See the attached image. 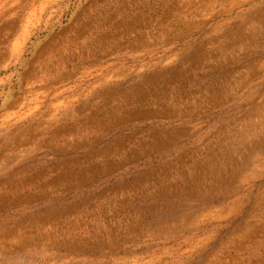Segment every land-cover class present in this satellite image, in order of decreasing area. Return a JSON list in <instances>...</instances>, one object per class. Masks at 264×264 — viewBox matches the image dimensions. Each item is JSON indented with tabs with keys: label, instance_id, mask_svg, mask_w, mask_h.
Segmentation results:
<instances>
[{
	"label": "rangeland",
	"instance_id": "1",
	"mask_svg": "<svg viewBox=\"0 0 264 264\" xmlns=\"http://www.w3.org/2000/svg\"><path fill=\"white\" fill-rule=\"evenodd\" d=\"M262 106L264 0H0V264H264Z\"/></svg>",
	"mask_w": 264,
	"mask_h": 264
},
{
	"label": "bare ground",
	"instance_id": "2",
	"mask_svg": "<svg viewBox=\"0 0 264 264\" xmlns=\"http://www.w3.org/2000/svg\"><path fill=\"white\" fill-rule=\"evenodd\" d=\"M244 30H242L241 32H243ZM241 32H240V34H241ZM247 34V33H246ZM242 35V34H241ZM255 35L257 36V32L255 33ZM262 40V39H261ZM263 107V106H262ZM256 108V107H255ZM259 108V107H258ZM263 110H262V112L264 111V107L262 108ZM252 113V112H251ZM254 113V112H253ZM264 114V113H263ZM131 115V114H130ZM135 115V114H134ZM260 116V115H259ZM261 116H262V114H261ZM263 117V116H262ZM128 119V118H127ZM244 120H242V122H243ZM250 122H252V121H250ZM258 125H259V128H257V130L259 131L258 133H260V131H262V130H264V121L263 122H258ZM248 126V125H247ZM243 129V128H242ZM240 130H238V132H239ZM238 132H237V134H238ZM240 133H241V131H240ZM241 135H243V138H244V136H245V138H247L248 137V135L246 134V131H244V133L243 134H241ZM240 135V136H241ZM253 135V134H252ZM254 138V137H253ZM248 139V138H247ZM250 139V138H249ZM254 139H256V138H254ZM249 141V140H248ZM254 141V140H253ZM221 142V141H220ZM242 142V141H241ZM256 142V141H255ZM255 142H250V144L251 143H253V144H251V148L255 151V152H259L260 154H262V155H264V147L262 146V144H261V142H257V143H255ZM247 143V142H246ZM249 144V145H250ZM173 145V144H172ZM247 145V144H246ZM213 147V146H212ZM220 147H221V149H223V146L222 145H219V146H216V149H217V151H220L221 149H220ZM225 147V146H224ZM214 148V147H213ZM231 149V148H230ZM241 151V150H240ZM250 151V150H249ZM223 152V151H222ZM214 153H215V151L212 149V151L211 152H209L208 154L209 155H207V158H209V159H211V161H210V163L208 162L207 164H208V168L205 166V168L204 169H202V167L201 166H197V163L195 164V169H198V168H200V169H202V170H204V172H206L208 175L209 174H212V173H214L215 171H217V166L218 165H216V164H214V158H215V156H214ZM227 153V152H226ZM236 154V153H235ZM217 156V155H216ZM233 156V155H232ZM220 157V156H219ZM234 157V156H233ZM254 159V158H253ZM255 160V159H254ZM254 160L252 161V162H254ZM218 161V160H217ZM232 161V160H231ZM257 161V160H256ZM219 162V161H218ZM226 162H229V161H226ZM235 162V161H234ZM227 164V163H226ZM251 165V164H250ZM249 165V166H250ZM252 165H254L253 163H252ZM213 166V167H212ZM191 167V166H190ZM222 167V166H221ZM227 168V167H226ZM233 168H235V167H233ZM250 169H252V168H250V167H248L247 166V164H244L243 163V165H242V163L241 164H239L238 166H237V169H236V172H234V174H236V175H234L235 177L232 179L233 181H229V180H226L225 181V179L223 178V176H221V177H219V178H216L215 180H213L214 181V183L212 184V185H215V183H216V185L213 187H211V189L213 190V191H215V190H217V195H215L214 193H213V191L211 190V189H205L204 190V187H206V185H204L203 183V179H199V177L197 178V180H195L194 182H195V184L197 183L198 185H196L198 188H201V189H198V191L197 192H195V193H191V195H189V197H191V198H195L196 200H198V201H215V200H217L218 198H223V197H225V195H227V193L229 192L230 193V190H232L233 192H236V191H238L239 190V188H240V186H241V180L239 181V178H240V175L242 174V172H245V170H250ZM253 171L252 172H255L256 171V166L252 169ZM197 171V170H196ZM224 171V170H223ZM235 171V170H234ZM216 174V173H215ZM214 174V175H215ZM222 174V173H221ZM220 174V175H221ZM224 175V174H223ZM206 176V175H205ZM229 176V175H228ZM257 176H259V177H263L264 176V162H262L261 164H259V166L257 165ZM196 177H197V175H196ZM195 177V178H196ZM236 177H237V179H236ZM236 179V180H235ZM212 182V181H211ZM66 184V183H65ZM77 184V183H76ZM80 184V183H79ZM193 184V183H192ZM194 184V185H195ZM13 186V185H12ZM39 187V186H38ZM71 187V186H70ZM194 187V186H193ZM219 187V188H218ZM225 187H227V189H228V191H226L225 190ZM191 188V187H190ZM210 188V187H209ZM162 189V188H161ZM211 190V191H210ZM195 191V190H194ZM20 192V191H19ZM163 192V191H162ZM219 192V193H218ZM185 194L186 193H184V194H182V190H181V193L179 192V191H176L175 192V194H168V197H171V198H173L174 197V199H179V198H181V195H184L185 196ZM166 196V195H165ZM33 198V197H32ZM14 201V200H13ZM261 201H263V197L261 198V196L259 197L258 196V198H257V205H259V206H257V220H255L256 222H257V224L259 225L258 226V228H257V233H261V234H264V202H261ZM22 202V201H21ZM171 205V204H170ZM181 206V205H180ZM180 206H177L176 208H173V207H169V208H171L170 210L171 211H173V210H176L177 208H180ZM175 207V206H174ZM203 207V206H202ZM192 210V209H191ZM254 210V208H253V206L251 207V209L249 210V212L246 214V216H245V219H244V221H243V223L238 227V231L240 232V234L241 233H244V229H245V227L247 226V224H248V221L249 220H247L248 218H250V220H252L253 218H252V215H251V213L252 212H254L255 211ZM160 213V212H159ZM196 214V213H195ZM194 214V215H195ZM157 215H159V214H157ZM161 215V214H160ZM254 216V215H253ZM185 217V216H184ZM186 218V217H185ZM188 218H189V216H188ZM200 221V220H199ZM169 225V224H168ZM235 227V226H234ZM170 232V231H169ZM172 233V232H171ZM247 234V233H246ZM161 235V234H160ZM236 235V234H235ZM237 236H243V235H237ZM31 240V239H30ZM251 240V239H250ZM31 242V241H30ZM262 243V242H261ZM261 243L259 242V243H257V245L260 247V249H262V250H264V245H262L261 246ZM264 243V242H263ZM36 244V243H35ZM181 244V243H180ZM57 248H59V247H57ZM66 248V247H65ZM94 248V247H93ZM97 248V247H96ZM59 250V249H58ZM19 251V250H18ZM27 251V250H26ZM69 251V250H68ZM74 251L75 252H77V253H84L85 251H87V252H91V251H93L92 249H74ZM101 251V250H100ZM164 256V255H163ZM212 258V257H211ZM257 259V258H256ZM213 263V262H212Z\"/></svg>",
	"mask_w": 264,
	"mask_h": 264
},
{
	"label": "crops",
	"instance_id": "3",
	"mask_svg": "<svg viewBox=\"0 0 264 264\" xmlns=\"http://www.w3.org/2000/svg\"><path fill=\"white\" fill-rule=\"evenodd\" d=\"M63 130H66V132H67V134H68V130L67 129H63ZM65 152V151H64ZM64 152H62V153H64ZM3 167H7V168H5L4 170H6V169H8V165L7 166H3ZM19 173H21V174H23L24 172H25V170H26V168H21V167H19ZM9 171V170H8ZM8 171H5L3 174H0V177H4V176H7L8 174H11V177H12V179H13V181H14V174H15V172L14 171H12V172H8ZM34 178H39V177H45V175L43 174H41V173H39V172H37V173H35V172H33V175H32ZM12 179H8V180H0V186H1V190H6V186H8L9 185V183L11 184V189H10V191L12 192V193H21V192H23L20 188H21V186L20 185H18V184H13V183H11L12 181ZM31 183H30V185H31V188L29 189L28 188V190H35V191H38V190H40V192H50V191H48L47 189L50 187V188H52V185H53V181L52 182H50L49 184H46V183H39V181H38V179L37 180H31L30 181ZM35 182V183H34ZM58 185H60L61 187H64V188H68L69 187V183H70V180H68V179H66V178H63L61 181H57L56 182ZM66 183V184H65ZM13 185V186H12ZM29 184H27L26 186H28ZM29 185V186H30ZM39 186V187H38ZM59 187V186H58ZM47 188V189H46ZM46 190V191H45ZM20 191V192H19ZM29 192H32V191H29ZM25 197V198H24ZM24 197H20L19 199H20V203H29V200H27V198L28 197H26V196H24ZM19 199H13V200H11L10 198H2L1 197V199H0V210L1 209H3V207L5 206V205H9V204H14V202L15 201H19ZM22 201V202H21ZM66 212H69V208H68V210H66V211H64L63 213H66ZM47 223V222H46Z\"/></svg>",
	"mask_w": 264,
	"mask_h": 264
}]
</instances>
